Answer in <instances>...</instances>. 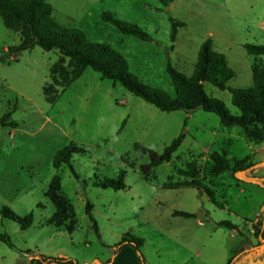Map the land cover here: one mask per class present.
<instances>
[{"label": "rangeland", "instance_id": "374dc122", "mask_svg": "<svg viewBox=\"0 0 264 264\" xmlns=\"http://www.w3.org/2000/svg\"><path fill=\"white\" fill-rule=\"evenodd\" d=\"M154 5L151 0H125L118 8L113 4L112 9L124 18L107 10L141 26L152 41L130 36L125 38L132 43L120 44L124 36L106 23L83 29L93 42L100 39L116 50L124 49L132 73L144 84L171 95L167 62L191 75L206 38L234 72L227 86L252 85L251 66L256 61L264 64V55H249L244 45L264 44V0H177L170 11L160 6L161 12ZM168 15L185 24L178 29L169 52L158 49L170 45ZM18 42L19 35L0 20V118L9 113L8 121L16 124L0 126V209L7 206L21 217L32 212L33 220L21 229L0 215V234L14 246L0 241V264H30L37 253L96 264L112 251L115 254L113 246L125 234L142 240L136 253L147 264H212L214 255L238 242V231L247 235L244 227L262 209L264 189L241 181L232 171L213 176L209 155L217 152L231 160L244 159L247 168L252 147L264 146V125H250L248 129L259 133L250 138L248 129L225 127L217 115L201 108L161 111L91 68L50 104L44 98L43 86L49 82V68L58 59V52L35 46L16 56L9 54L6 47ZM203 87L232 114H239L228 89L219 90L207 82ZM181 132L184 137L171 160L144 176L139 166L148 163L149 157L139 156L134 143L161 153ZM70 144L84 149L71 158L77 178L67 165L52 166L55 153ZM191 160L199 167L202 184L213 190L217 205L194 187L163 188L167 181L183 179L176 170ZM121 171L125 189L96 185L104 179L115 180ZM255 174L264 178V167ZM54 175L60 178L61 193L75 213L77 224L70 233L47 223L54 207L45 191ZM87 203L99 237L85 210ZM174 211L195 217L174 216Z\"/></svg>", "mask_w": 264, "mask_h": 264}, {"label": "trees", "instance_id": "16d2710c", "mask_svg": "<svg viewBox=\"0 0 264 264\" xmlns=\"http://www.w3.org/2000/svg\"><path fill=\"white\" fill-rule=\"evenodd\" d=\"M171 1L160 0L164 8H167ZM0 19L7 29L19 35L18 44L7 48L9 54L16 56L35 46L44 51L56 50L58 52V59L49 68V82L43 86L44 98L50 104H53L60 92L77 80L86 68H91L98 72L101 78L119 83L130 93L161 111L184 110L192 112L197 108H201L206 112L217 115L220 123L225 127L240 126L248 129L250 125H264V64L259 65L257 61L252 64V85L250 87L229 88L227 82L233 78L234 72L229 67L225 56L213 49L210 38H206L201 43L191 75H185L175 69L170 62H167L165 71L173 89V95H171L159 87L144 84L129 70L127 59L109 44L93 42L88 39L81 29L57 23L53 18L52 7L46 0H0ZM100 19L116 27L123 35H130L143 41H152L150 35L141 26L124 21L112 12L103 11L100 14ZM168 20L170 23L169 41L172 48L178 28L183 27L185 24L171 15H168ZM244 48L249 55L254 57L264 55V44H245ZM0 61H2V58H0ZM205 82L210 83L219 90L228 89L231 94V103L239 110V114H232L220 99L208 95L203 87ZM8 118L9 113H5L0 118V126L9 125L14 127L16 125L14 122L8 121ZM247 135L250 138L253 136L256 138L259 133L253 129H248ZM183 137L184 133L181 132L164 147L161 153H156L141 143H134V149L139 156L147 155L149 157L148 163L139 166L141 173L146 177L150 176L154 167L161 163H168L181 144ZM75 153H84V149L73 144L63 147L55 153L52 166L58 169L61 165H67L72 175L77 178V174L71 165V158ZM209 158L212 162L210 171L213 176H218L225 171L241 174L246 169L244 159L231 160L225 154L217 152H212ZM199 172L197 163L191 160L185 164L184 168L176 170L177 175L183 177V179L167 181L163 184V188L194 187L198 190L199 195L206 194L208 199L214 205H217L212 190L200 181ZM123 177L124 172L121 171L115 180L104 179L97 182L96 185L114 190L125 189ZM259 179L264 184V178ZM45 196L54 207V212L47 223L54 227H64L67 233H70L75 228L77 221L69 200L61 193V182L57 175H54L50 180ZM37 207H41V205L37 204ZM91 208V205L87 203L85 210L89 215L97 237H99L96 222L90 213ZM0 215L17 223L21 229L28 228L33 220L32 212L21 217L7 206L1 207ZM173 215L183 218L195 217L193 213L182 211H174ZM260 226H262L261 222L253 226L254 235L257 236L261 233L264 237V230H261ZM0 241L14 248L5 234H0ZM123 246H131L139 253L142 240L130 234H125L113 246L115 254ZM27 252L29 253V251ZM138 259L140 264H147L140 254ZM30 264L80 263L67 256L37 253L30 260Z\"/></svg>", "mask_w": 264, "mask_h": 264}, {"label": "crops", "instance_id": "0c3cea01", "mask_svg": "<svg viewBox=\"0 0 264 264\" xmlns=\"http://www.w3.org/2000/svg\"><path fill=\"white\" fill-rule=\"evenodd\" d=\"M46 1L52 7L53 18L57 23L68 27L79 28L82 31L84 30L83 31L84 33L86 31L85 29H83V27H91L92 25L95 26L99 23H105L100 19V14L103 11L111 10L115 12L119 17L124 18L120 16V14H118L115 10H113L111 6L115 4L116 8H118L121 5L125 4V0H46ZM151 1L153 2V4H155L153 8L161 12L160 6H162V4L160 0H151ZM176 1L177 0H172L167 6V10L170 11L172 9L173 4ZM150 6L151 5L148 6V9H151ZM86 36L89 38L87 34ZM123 36L124 38L119 39L120 44H123L124 42H128V41L132 43V40H130V38H125V37H130V35H123ZM97 38H102V37H97ZM99 40L100 39H96L95 42H101ZM146 43H150V42H146ZM8 47H6V50ZM173 47L174 45L171 48L170 45L168 46L164 44V47H160L158 49L161 51L169 52V50L173 49ZM117 51L121 53L125 58L127 57L124 49L121 50L117 48ZM10 59H12V57H10ZM251 150L253 152V156L249 160L251 161V165L241 172L243 175L239 173L238 174H235L233 172L232 173L234 174L235 177L240 175L241 181H248L255 183L264 189V184L262 182H255L252 180L253 177L263 178L261 175L258 176V174H255V171L261 167H264V146L255 147V149L252 147ZM246 171L249 172V174H246ZM250 172L252 175H250ZM262 203H263L262 209L260 211H257L252 221L247 222V225H245L244 227V229H246L247 231V235L243 236V234H241V232L237 230L238 235H240V239L238 240V242H233L231 246L226 247L221 253L214 255L212 264H227L229 259H231L229 264H247L248 261H253L254 262L253 264H264V240L259 239V237L262 236L261 233L257 236L254 235V227H253L258 222H261L262 226H260L259 228H261V230H264V225H263L264 199ZM35 255L36 254H34L33 256ZM211 257L212 256L209 257L208 262L209 260L211 261ZM86 264L88 263L86 262ZM96 264H140V262L136 251L131 246H123L118 250L116 254H114L112 251L109 256H106L105 258L99 260V262H97Z\"/></svg>", "mask_w": 264, "mask_h": 264}, {"label": "water", "instance_id": "95a60500", "mask_svg": "<svg viewBox=\"0 0 264 264\" xmlns=\"http://www.w3.org/2000/svg\"><path fill=\"white\" fill-rule=\"evenodd\" d=\"M252 180L255 182H260V179L257 177H253ZM263 225H264V213H263ZM259 239L264 240L262 236H260Z\"/></svg>", "mask_w": 264, "mask_h": 264}, {"label": "flooded vegetation", "instance_id": "af4514ba", "mask_svg": "<svg viewBox=\"0 0 264 264\" xmlns=\"http://www.w3.org/2000/svg\"><path fill=\"white\" fill-rule=\"evenodd\" d=\"M252 171V170H251Z\"/></svg>", "mask_w": 264, "mask_h": 264}]
</instances>
